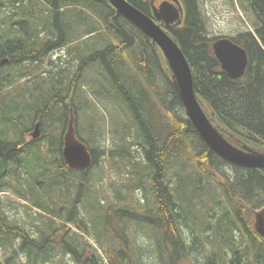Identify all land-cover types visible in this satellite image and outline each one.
I'll return each instance as SVG.
<instances>
[{
    "label": "trees",
    "instance_id": "trees-1",
    "mask_svg": "<svg viewBox=\"0 0 264 264\" xmlns=\"http://www.w3.org/2000/svg\"><path fill=\"white\" fill-rule=\"evenodd\" d=\"M127 1L152 15L149 0ZM180 1L185 11L183 24L169 32L191 66L195 93L202 107L235 146L243 143L264 147V0H248V4L244 0L247 11L251 10L256 17L254 31L245 30L229 37L248 53L249 66L240 80H232L222 71L212 50L217 38L208 36L200 0ZM79 24L88 26L87 35L98 34V41L82 48L81 39L72 35ZM65 47L76 59L74 77L67 82V69L59 68L58 79L44 78L39 73L43 62ZM129 51L132 58L140 55L135 65L125 62ZM62 58L66 56L49 63L59 67ZM4 59L8 62L0 65V181L9 175L6 163L13 162L16 172L20 165L25 167L33 175V194L37 193L34 206L44 209L45 215L40 216L41 231L36 234L0 216V248L12 250L13 254L25 253L24 264L53 263L59 252L72 255L76 264H120L111 258L116 250L114 241L108 245L109 255L105 259L89 244L83 245L76 238L71 241L76 234L71 223H79L78 229L83 228L78 205L85 201L95 206L93 193L87 195L81 187L88 182L101 185L102 180L107 181L105 177L99 179L101 175L95 180L90 171L68 170L63 163L59 154L62 134L52 135V131H63L73 108L78 118V138L92 153V170L98 167L100 157L107 158L110 167H124L126 175L122 180L131 182L123 190L119 186L117 194L121 200L127 195L135 200L117 205L107 199L112 206L106 204L105 216L95 214L94 228L110 225L113 217V221L126 219L123 216L150 226L160 264L188 259L194 255L193 246L197 243L204 249L205 264H264V239L253 227V213L264 206V169L231 165L207 147L185 114L157 45L117 15L108 1L0 0V62ZM88 65H96L100 70L105 96L122 103L126 118L121 126L110 131L108 149L101 146L96 133L89 138L84 136L85 123L79 119L86 106L78 94V85L86 78ZM157 71L167 85L168 99L156 93ZM63 115H68L66 121ZM37 121L42 127L43 141L30 148L33 143H26L24 136ZM104 135L100 139L103 142ZM135 145L141 148L143 162L133 161L131 150ZM44 149L49 153L42 155ZM24 153L28 162H24ZM184 157L195 171H190L188 163L180 162ZM42 160L51 167L41 169ZM54 190H59L63 198L70 195L73 208L57 201ZM134 190H143L145 201L138 202ZM206 195L212 200L208 209L210 199L205 202ZM96 209L99 210L95 206L93 210ZM56 219L62 222L61 227ZM112 226L108 229L115 234ZM126 236L118 238L119 243L128 242L129 235ZM144 236L151 238L150 233L144 232ZM10 259L4 264H12Z\"/></svg>",
    "mask_w": 264,
    "mask_h": 264
},
{
    "label": "rangeland",
    "instance_id": "rangeland-1",
    "mask_svg": "<svg viewBox=\"0 0 264 264\" xmlns=\"http://www.w3.org/2000/svg\"><path fill=\"white\" fill-rule=\"evenodd\" d=\"M164 1H169V0H150V2L153 3L154 6L156 7H159L160 4H162ZM244 3H245L244 0H200V7L202 10V14L205 18L206 29L209 38L213 39L223 36L233 37L245 30L254 31L252 25L255 24L254 22L256 21V17L251 10L250 12H248L245 7L246 3L248 4V0H246L245 5ZM87 30H88L87 25L79 24L75 27L74 32L72 33L74 38L81 39L79 43L82 48L86 47V45L88 44L95 42L96 40L98 41L99 39L98 34L87 35L86 34ZM55 52H57L58 54H54L53 56L46 58V61L43 62L42 72L44 71L45 72L42 73L39 71V73H41L44 76V78H49L53 80L59 78V76L56 74V71L59 68L67 69L70 75V79H68L67 82H70L71 79L74 77V74H76L75 73L77 68L76 59H74V57L71 54H69L68 47L62 48L61 50ZM131 53L132 51L128 52L129 58L125 57V62L126 63L133 62V65H135L136 61L140 58V55H137L138 57H136L135 59L132 58ZM61 54H64L66 58L61 59V61L58 63L59 67L51 66L49 61L56 62L58 56ZM136 54L138 53L134 52V55ZM164 65L165 64H163V66ZM89 66L90 65H88L86 78H83L78 85V90H79L78 94L81 96L83 104L86 106L85 111L80 114L79 119L80 121H83L85 123V128H86V131H84L85 137L89 138L93 133H96V135H98L101 139V136L103 135V133H105L104 135L105 142H103V139L102 140L98 139V142L101 143V146L104 145L108 149L110 143V131H113L116 128H118V126H121L126 121V118L123 115L124 110L122 103L120 101L118 102L117 100H113V99L110 100L105 96V87L103 86L104 78L102 77V73L100 72V70L96 67V65L91 67ZM130 69L132 70L131 67ZM129 73L131 72L129 71ZM132 73H134V70H132ZM155 75H156L155 83L157 86L156 93H158L159 95L162 94V96L164 95V97L168 99L169 98L168 94H166L168 91L167 85L162 79L161 72L157 71L155 72ZM29 87L31 86L29 85ZM152 88L154 89L155 87ZM156 99L159 100L157 97ZM56 110H57L56 112L59 115L61 112L60 107ZM67 116L65 115L62 116L65 121L67 119ZM1 127L2 125H0V129ZM30 127H32V125H30ZM65 129L66 126L63 128V131L60 132L61 129L56 128L54 129V131H52V135L54 133L56 135L59 134V136L60 134H62L63 136V132L65 131ZM10 136H13L12 130L10 131ZM46 140H47V135H46ZM238 145L241 147L247 145L257 151L264 153V147H256L250 144H243V143ZM131 151H132L131 154L134 157L133 161L143 162L142 161L143 157L141 154L140 147L135 145L132 147ZM99 159H98L99 165L95 169L93 170L91 169L92 172L90 171V177L92 178L94 177V179L97 180V177L101 175L99 179L105 177L107 181L102 180L103 184L101 183V185H99L96 182L94 184H89L88 182L85 187L80 186L85 193H88L87 195L93 193L92 200L94 201L95 206L99 208V210L96 209L97 211H94L93 209L95 208V206L93 204H90V202L86 203L84 201L83 204L78 205L80 209V215L84 219L83 220L84 222L79 221L83 226V228L82 229L72 228V230L75 231L76 234H74L71 241H73V239L76 238L83 245L85 244L91 245L92 248L96 250L97 254H99L103 259L108 257L109 255L108 245L114 241L115 244L114 246L116 250H114L113 254L111 255V258L114 262L120 264H160L159 258L155 254V249L153 248V246L158 247V245L153 238V228H151L150 226L131 220L127 216H123L126 219H123L122 221H118V220L113 221L114 219L113 217L110 219V225L106 226L105 224H99L98 228H94L92 219L95 218V214L96 215L101 214L105 216L106 207H107L106 204H108V206H112L110 203H108L107 199H112V201L114 202L113 204H117V205L123 204L125 203V201L134 200L128 195L125 200H121L117 194L119 186L121 187V190H123L131 182V181L124 182L122 180L125 178L126 175L125 168L122 166L121 169L117 167H110V163L109 161H107V158L103 159L102 157H100ZM180 162L188 163L191 172L196 170L192 166L190 160L187 157L181 159ZM45 166L47 165L41 163V169ZM11 168L13 167L8 166L7 170H10ZM128 169H132V166L128 167ZM15 178H17V180L19 181L21 180V183L23 184L22 189L18 187L14 179L5 178L3 181H0V192H1L0 213L6 215L7 218L11 217V219L15 221L16 224H20L21 226L26 227L25 229L28 232L34 234L36 233L37 229L41 226V222L40 220L36 222L34 220V217H31L29 213L27 214V212L25 211L26 208L23 205V201L21 200L24 199L32 203L31 206L33 208H37L42 214L45 215L44 209L34 207V201L36 199L37 193L33 194L34 189L31 188V186L34 185L33 175L31 172H28L25 167H22L21 171L16 174ZM54 192L56 193L54 197H59L60 192L57 190H54ZM133 192L137 195L136 200L138 202H140V200L145 201V193L143 190L141 191L134 190ZM148 197H149L148 201H151V196L149 194ZM68 199L69 196H66L62 200L63 202H65ZM204 201L209 202L207 206L208 209L210 204H212L211 203L212 200L211 198H209L208 195H206ZM66 205L67 207H70L71 206L70 201H67ZM86 207H88L89 210H86ZM115 210L117 211L120 209L116 208ZM34 212L36 211H32V213L34 215L36 214L37 218H41L39 214ZM47 217H52V216L47 215ZM56 224L57 226L58 224H60L61 227L62 222L59 221ZM71 225L75 227L79 225V223H71ZM111 225H113L112 227L115 231V234L112 232L111 228L108 229V227H111ZM107 230H109L110 232H108ZM144 232L148 234L150 233L151 238L144 236ZM185 232L189 234V231L187 229H185ZM59 233L63 235L62 230H59ZM127 234L129 235V241H128L129 243L128 242H125L123 244L119 243L118 238L124 239V237ZM124 245H126V247H128L129 250H127ZM193 248L196 251L194 252V255H192L188 259H184L177 263L168 262V264H205L206 257H204L205 252L203 251L204 249L202 245L200 243H197L196 245L193 246ZM13 253L14 252L12 250L5 251L3 249L1 250L0 248V262L4 264L6 258L7 257L11 258L12 256H14V258L10 260V262L12 261V264L15 263L24 264L25 262H27V257L25 253L22 252H18L17 254H13ZM55 257L57 263H50V264H76L75 263L76 261L73 259L72 255H63L61 252H59L57 256L55 255Z\"/></svg>",
    "mask_w": 264,
    "mask_h": 264
},
{
    "label": "water",
    "instance_id": "water-1",
    "mask_svg": "<svg viewBox=\"0 0 264 264\" xmlns=\"http://www.w3.org/2000/svg\"><path fill=\"white\" fill-rule=\"evenodd\" d=\"M107 1L116 10L117 15H121L130 21L160 48L171 72L173 84L183 103L185 113L207 147L231 165L264 169V153L247 145L241 147L229 142L200 104L194 89L191 66L178 43L167 31V29L175 28L183 22L184 10L180 1H164L159 7L152 3V16L134 7L127 0ZM213 52L221 65V69L232 80H239L244 77L249 66L248 53L244 48L230 38L224 37L214 42ZM39 135V124H37L33 136L37 138ZM63 158L71 169L85 171L90 169L93 164L92 155L86 144L77 138L73 114H71L64 135ZM254 230L264 239V206L254 212Z\"/></svg>",
    "mask_w": 264,
    "mask_h": 264
},
{
    "label": "flooded vegetation",
    "instance_id": "flooded-vegetation-1",
    "mask_svg": "<svg viewBox=\"0 0 264 264\" xmlns=\"http://www.w3.org/2000/svg\"><path fill=\"white\" fill-rule=\"evenodd\" d=\"M23 132V131H22ZM31 135H32V130H30V131H28L26 134H25V142L26 143H30V144H32L33 143V145H31L30 146V148L31 147H33V148H36L37 146V144H39V141H41L42 140V138H43V136L41 137V138H39V139H37V140H33V139H30V137H31ZM5 138H2L1 140L3 141ZM43 141V140H42ZM63 142V141H62ZM61 145H62V143H61ZM1 162L2 161H0V164H1ZM11 163H13V162H9V163H6V165H4L5 167H8V166H13Z\"/></svg>",
    "mask_w": 264,
    "mask_h": 264
}]
</instances>
